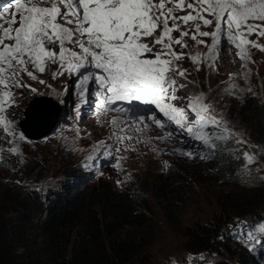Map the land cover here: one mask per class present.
Returning a JSON list of instances; mask_svg holds the SVG:
<instances>
[{
	"label": "snow or ice",
	"instance_id": "snow-or-ice-1",
	"mask_svg": "<svg viewBox=\"0 0 264 264\" xmlns=\"http://www.w3.org/2000/svg\"><path fill=\"white\" fill-rule=\"evenodd\" d=\"M252 36L256 39H250ZM185 38L207 51L186 53ZM204 38H210L211 43ZM261 38L264 0H4L0 4V132L10 142L17 136L16 124L7 116L8 109L17 106L15 90L37 92L23 77L45 84L37 73L43 74L54 65L52 79L65 74L75 77L74 92L81 100L87 99L91 86L98 117L109 111L127 114L129 109L123 105L133 102L156 110L147 118L138 115L133 124H126L120 117L111 119L109 123L116 129L113 136L118 144L125 145L124 151L136 150L133 141L146 143L139 135L127 134L133 127L142 134L154 125L164 130L156 139L166 141L174 136V132L166 131L171 124L200 142L206 149L201 159L209 158L220 143L232 139L237 144L247 142L232 132L222 117L212 115L214 108L206 102L205 93L180 103L183 98L177 93L186 85L180 84L178 78L187 79L190 73L178 62L187 56L197 72L201 65L218 72L223 40L231 46L228 51L234 49L241 61L254 63L251 49L264 52ZM235 90L233 83L226 91L230 95ZM63 94L67 95L66 87ZM118 103L121 106L112 107ZM18 138L25 140L23 133ZM100 145L107 148L105 141L97 147ZM7 151L15 155L19 149L10 147ZM120 151L117 146L115 152ZM107 152L112 155L111 149ZM181 154L195 158L191 151ZM242 156L245 170L250 172L248 166L256 163L257 156L247 151ZM95 159L88 157L89 161ZM122 159L117 157L118 161ZM113 167L119 169L121 165L117 162ZM164 167H169L167 162ZM244 224L241 221L236 226ZM237 236L249 248L264 246V223ZM194 259L190 255L189 264ZM199 259L205 257L201 255Z\"/></svg>",
	"mask_w": 264,
	"mask_h": 264
},
{
	"label": "rangeland",
	"instance_id": "rangeland-1",
	"mask_svg": "<svg viewBox=\"0 0 264 264\" xmlns=\"http://www.w3.org/2000/svg\"><path fill=\"white\" fill-rule=\"evenodd\" d=\"M185 14V13H178ZM202 30H211L202 28ZM159 34V33H157ZM178 35V33H174ZM188 48L184 49L186 53H195L196 51L206 52L204 46H195L190 38H185ZM210 44V38H204ZM250 39H256L255 36ZM260 43L264 44V38ZM231 46L222 40L220 48V61L218 63L219 71H213L201 65V71L197 72L196 66L187 58L178 62L180 67L188 69L190 75L187 79L178 78L180 84L186 87L180 90L177 95L183 98L180 103H185L189 96H197L200 93L206 94V102L213 105L212 115L217 118L222 117L227 123V127L238 137L247 143L237 144L234 147L243 159L242 153L247 151L257 156L256 163L249 165L250 170L246 171L243 165L235 180L219 186L214 183H204L195 179L192 170L185 167L191 159L182 152L191 151L199 154L200 142L187 137L184 133L171 124L166 131L174 132L172 138L166 141H158L157 136L163 135L164 130L156 128L154 125L146 129L142 134L135 131V127L128 131V135L138 136L141 141L146 143H133L135 151H124V144H118L113 132L116 129L109 123L113 117H120L126 124H133L138 115H152L156 110L150 106H144L137 102L123 107L129 109L127 114L109 111L107 115L97 116L96 97L90 86V91L86 100L74 92L73 84L75 77H69L67 74L52 79L47 71L38 74V79L46 81L40 84L33 81L26 75L23 80L32 88L37 89L33 93L27 88L16 89L17 106L8 109L7 116L16 124L17 136L12 141L6 140L3 132H0V196H5V190L9 182H15L22 187L45 191L49 188L59 187L63 182L73 183H96L99 180L109 181L118 186L128 185L134 187H148L155 178L161 181H168L173 172L178 171L181 177L177 179V184H182L179 189H184V205L179 215L180 224L183 226L192 225L195 221H208L212 219L217 211V204L214 199V193L221 190L240 189L245 191H254L258 188H264V149L259 145L247 140L243 126L239 121L235 108V101L243 93L249 92L248 88L256 90L264 104V52L257 49H251L252 62L241 61L235 55V50L228 51ZM180 48L177 46V51ZM250 69V72H249ZM31 70V69H30ZM48 73V74H47ZM247 74V78L246 77ZM235 84L237 90L232 94H227L231 84ZM67 88V95L63 90ZM243 89L244 91H239ZM56 93H61L57 95ZM38 95H47L55 100L60 108V120L52 132L38 140H25L18 138L22 133L19 125L24 119V110L28 108L29 101ZM61 100L64 103H61ZM120 103L112 107H119ZM194 119V116L189 117ZM235 141V139H233ZM100 141L107 143L97 147ZM129 143V142H125ZM119 146L121 151L115 152ZM10 147H16L19 152L15 155L8 152ZM256 147L257 151L253 148ZM107 149L112 150L109 156ZM155 149V150H154ZM180 151H176V150ZM89 155L95 156V161H89ZM201 156V155H200ZM117 157H124L117 160ZM117 162L121 168L113 167ZM165 162L169 165L165 168ZM89 164L90 167H85ZM259 169V171H257ZM176 172V174L178 173ZM171 173V174H170ZM149 188V187H148ZM151 192V191H150ZM149 203L154 212L155 241L150 248V253L154 264H189L188 257L182 251V236L176 231L162 209H160L152 195L148 196ZM245 222L243 227H237L239 222ZM264 223V212L251 215L246 218H237L234 223L228 224L222 228L219 241L221 244L233 247L235 250L249 251L257 253L258 249L264 246L257 244L255 248H249L243 238L237 234L247 230L253 231L259 224ZM231 226V227H230ZM204 260H200V256ZM190 264H234V259L227 254L219 251L209 250L197 255Z\"/></svg>",
	"mask_w": 264,
	"mask_h": 264
},
{
	"label": "trees",
	"instance_id": "trees-1",
	"mask_svg": "<svg viewBox=\"0 0 264 264\" xmlns=\"http://www.w3.org/2000/svg\"><path fill=\"white\" fill-rule=\"evenodd\" d=\"M238 100L234 110L245 137L264 149L262 100L255 89ZM234 142L220 143L215 155L206 159L200 158L206 154L201 146L185 168L200 182L224 186L235 180L243 165ZM176 172L165 182L155 178L149 188L104 180L65 181L43 192L9 182L5 196H0V264H154L150 248L156 232L149 195L182 236L183 253L214 250L227 254L234 264H264V248L257 253L239 251L219 241L226 225L264 212V188L221 189L214 193L217 211L212 219L183 226L179 215L185 196Z\"/></svg>",
	"mask_w": 264,
	"mask_h": 264
},
{
	"label": "water",
	"instance_id": "water-1",
	"mask_svg": "<svg viewBox=\"0 0 264 264\" xmlns=\"http://www.w3.org/2000/svg\"><path fill=\"white\" fill-rule=\"evenodd\" d=\"M34 100H46L49 102L48 107H47L48 110H47V113L45 115H43V114L41 115V113H42V110L40 108L41 106L40 107H38V106L33 107L32 109L30 108V103ZM28 113H29V117H33V123L34 124H36V122L39 118H40V121L41 120H42V122L45 121L42 124L44 127L41 131L31 132L32 129L29 128V126L27 125V120L29 119ZM60 115H61V108L55 100L51 99L47 95H38V96L33 97L29 101L28 108H25V110H24V119L20 121L19 128H20L21 132L23 133L24 137H26L27 139L38 140V139H41V138L49 135L52 132V130L56 128V126L60 120ZM24 127H26V129L28 131Z\"/></svg>",
	"mask_w": 264,
	"mask_h": 264
},
{
	"label": "bare ground",
	"instance_id": "bare-ground-1",
	"mask_svg": "<svg viewBox=\"0 0 264 264\" xmlns=\"http://www.w3.org/2000/svg\"><path fill=\"white\" fill-rule=\"evenodd\" d=\"M55 67L56 66H51V69L50 70H47V72L50 74V75H52V70H55ZM47 73V74H48ZM38 75V74H37ZM48 101H46V100H34V101H32L31 103H30V108L32 109L33 107H40L41 108V110H42V113H41V115L43 114V115H45L46 113H47V110H48ZM47 108V109H46ZM28 120H27V125L29 126V128H31L32 129V131L31 132H37V131H41L42 129H43V123L45 122V121H43L42 122V120L40 121V118L37 120V122H36V124H34L33 123V117H29V113H28ZM35 118V117H34ZM36 121V120H35ZM25 129H26V127H24ZM27 130V129H26ZM30 130V129H29ZM28 131V130H27Z\"/></svg>",
	"mask_w": 264,
	"mask_h": 264
}]
</instances>
